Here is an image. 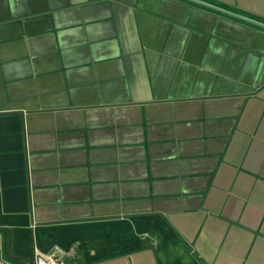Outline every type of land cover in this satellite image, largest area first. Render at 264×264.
Listing matches in <instances>:
<instances>
[{
  "label": "crops",
  "instance_id": "1",
  "mask_svg": "<svg viewBox=\"0 0 264 264\" xmlns=\"http://www.w3.org/2000/svg\"><path fill=\"white\" fill-rule=\"evenodd\" d=\"M203 1L264 23V0ZM71 246L264 264L263 27L189 0H0V264Z\"/></svg>",
  "mask_w": 264,
  "mask_h": 264
},
{
  "label": "built area",
  "instance_id": "2",
  "mask_svg": "<svg viewBox=\"0 0 264 264\" xmlns=\"http://www.w3.org/2000/svg\"><path fill=\"white\" fill-rule=\"evenodd\" d=\"M155 242V239H152ZM76 254V247L71 246L69 249L62 250L55 248L51 252H42L36 250L35 264H66L64 257L74 256Z\"/></svg>",
  "mask_w": 264,
  "mask_h": 264
},
{
  "label": "water",
  "instance_id": "3",
  "mask_svg": "<svg viewBox=\"0 0 264 264\" xmlns=\"http://www.w3.org/2000/svg\"><path fill=\"white\" fill-rule=\"evenodd\" d=\"M189 1H192L194 3L203 5L205 7L211 8L213 10L219 11L221 13H224V14H227V15H230V16H233V17H236L238 19L244 20L246 22H249V23H252V24H255L257 26H260V27H263L264 28V23L263 22H260L258 20H255V19L251 18V17H247V16H244V15L239 14V13H235L233 11H230L228 9H225L223 7H220L218 5L209 3L207 1H203V0H189Z\"/></svg>",
  "mask_w": 264,
  "mask_h": 264
}]
</instances>
